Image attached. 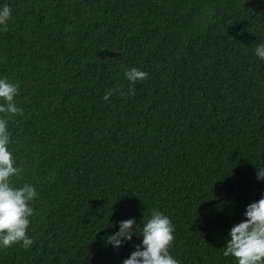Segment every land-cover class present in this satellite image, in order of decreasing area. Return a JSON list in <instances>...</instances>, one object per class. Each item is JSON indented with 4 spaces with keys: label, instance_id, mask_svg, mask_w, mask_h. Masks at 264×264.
<instances>
[{
    "label": "trees",
    "instance_id": "1",
    "mask_svg": "<svg viewBox=\"0 0 264 264\" xmlns=\"http://www.w3.org/2000/svg\"><path fill=\"white\" fill-rule=\"evenodd\" d=\"M0 264H264V0H0Z\"/></svg>",
    "mask_w": 264,
    "mask_h": 264
}]
</instances>
